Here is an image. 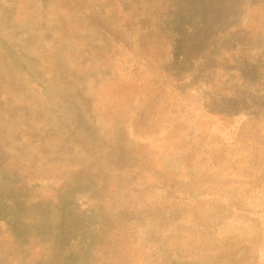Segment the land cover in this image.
Segmentation results:
<instances>
[{"label":"rangeland","instance_id":"1","mask_svg":"<svg viewBox=\"0 0 264 264\" xmlns=\"http://www.w3.org/2000/svg\"><path fill=\"white\" fill-rule=\"evenodd\" d=\"M196 3L175 60L167 0H0V160L41 242L74 206L85 230L78 260L0 231V264H264V0ZM89 167L95 218L92 187L52 197Z\"/></svg>","mask_w":264,"mask_h":264},{"label":"trees","instance_id":"2","mask_svg":"<svg viewBox=\"0 0 264 264\" xmlns=\"http://www.w3.org/2000/svg\"><path fill=\"white\" fill-rule=\"evenodd\" d=\"M197 1V0H196ZM195 0H170L168 5V11L162 15V21L165 26L164 34L169 35L170 49L172 50V57L176 60L178 58V51L184 46L188 36V29L192 27L191 22L197 17V3ZM85 17L92 23L97 20V16L90 13V8H87ZM193 31V30H192ZM169 63V62H168ZM29 139V138H28ZM26 141V140H25ZM20 160H11L7 155L0 160V231L2 236L10 242L11 245H30L35 241V244H41L42 247L54 248L59 251V255H65L64 260L68 257L79 258V248L82 240L81 234L85 233V230L79 229L75 220H79V209L74 206L69 211H62L58 213L59 223H55L54 219L51 222L46 223L47 233H51V228L54 226L58 228L57 233L48 241L41 242L42 239H38L41 236V230L45 227L36 222L34 217L29 213L31 205L27 199H18L21 196L30 195L29 188L32 187L31 176L27 177V173H23V166L21 162L26 159L25 155H21ZM24 160V161H23ZM90 168V169H89ZM85 170L80 169L76 171L79 173L77 180L75 177L68 178V181L62 184V188L55 191L52 197H56L58 200L70 202L71 198L78 194L77 190H86L91 188V200L95 205L88 204V207L84 208L85 212L91 213L94 218L97 216V208L101 200L105 188L103 187L107 182L105 175L99 170L94 171L91 167ZM74 181L71 183V181ZM101 188V190H98ZM96 189V190H95ZM95 190V191H94ZM87 191V190H86ZM15 195L11 197L10 195ZM74 210V211H72ZM69 212V213H68ZM53 213H55L53 211ZM76 217V218H74ZM57 218V219H58ZM72 222L74 225H71ZM78 224V225H77ZM87 230L93 229L92 223L88 224ZM46 230V229H45ZM86 230V231H87ZM46 232V231H45ZM92 233L91 231H88ZM41 258H44L40 255ZM56 253L51 250L49 260L51 262L56 261ZM60 258V257H59Z\"/></svg>","mask_w":264,"mask_h":264}]
</instances>
